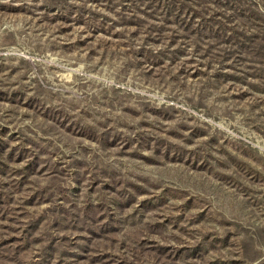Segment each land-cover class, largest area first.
<instances>
[{"label": "rangeland", "instance_id": "1", "mask_svg": "<svg viewBox=\"0 0 264 264\" xmlns=\"http://www.w3.org/2000/svg\"><path fill=\"white\" fill-rule=\"evenodd\" d=\"M0 264H264V0H0Z\"/></svg>", "mask_w": 264, "mask_h": 264}]
</instances>
